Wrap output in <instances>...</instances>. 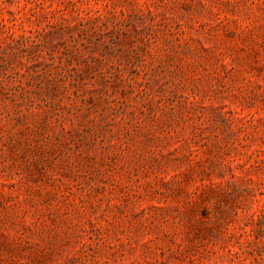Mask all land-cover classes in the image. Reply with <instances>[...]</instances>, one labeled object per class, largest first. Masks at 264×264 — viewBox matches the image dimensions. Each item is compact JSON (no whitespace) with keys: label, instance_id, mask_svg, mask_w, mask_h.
Wrapping results in <instances>:
<instances>
[{"label":"rangeland","instance_id":"rangeland-1","mask_svg":"<svg viewBox=\"0 0 264 264\" xmlns=\"http://www.w3.org/2000/svg\"><path fill=\"white\" fill-rule=\"evenodd\" d=\"M0 264H264V0H0Z\"/></svg>","mask_w":264,"mask_h":264}]
</instances>
